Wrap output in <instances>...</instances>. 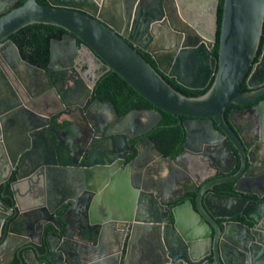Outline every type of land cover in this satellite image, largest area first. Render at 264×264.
Returning a JSON list of instances; mask_svg holds the SVG:
<instances>
[{
	"label": "water",
	"instance_id": "1",
	"mask_svg": "<svg viewBox=\"0 0 264 264\" xmlns=\"http://www.w3.org/2000/svg\"><path fill=\"white\" fill-rule=\"evenodd\" d=\"M47 2L22 0L0 15V264H10L14 256L20 264H264V202L241 197L248 191L236 184L238 195L218 202L205 193L235 176L210 181L194 199L177 193L191 182L194 169L196 175L203 172L201 160L222 166L213 154L206 157L191 147L192 122H206L200 128L205 145L218 143L227 156L232 142L241 150V139L224 126L223 114L230 104L245 105L264 95V87L241 91L244 82L259 86L264 80V49L257 57L264 0H223L219 36V0ZM35 23L64 31L61 40L49 42L48 70L73 68L80 41L154 109H134L120 118L111 104L97 99L95 117L90 107L83 108L84 100L59 97L66 110H50L47 95L56 96V90H29L36 71L50 84L48 73L27 63L29 70L14 68L25 63L10 37ZM141 51L150 54L155 67ZM164 75L189 89H204L213 81L203 94L186 96ZM74 91L60 93L69 97ZM259 110L264 111V102ZM162 112L186 117L183 150L166 157L145 138L136 146V158L124 164L129 141L156 125ZM107 114L114 121H107ZM65 118L72 141L61 162L46 137L59 138L64 132L56 120ZM214 123L230 140L222 138L221 145L210 140L206 131L213 133ZM96 139L104 142L105 161L94 151L85 153V143ZM240 163L241 169L247 166L243 153ZM69 171L76 183L70 190L64 188ZM258 189L262 193L254 194L263 196L264 186ZM47 224L55 231L44 235ZM15 225L19 231L11 229Z\"/></svg>",
	"mask_w": 264,
	"mask_h": 264
},
{
	"label": "flooded vegetation",
	"instance_id": "2",
	"mask_svg": "<svg viewBox=\"0 0 264 264\" xmlns=\"http://www.w3.org/2000/svg\"><path fill=\"white\" fill-rule=\"evenodd\" d=\"M19 0H6V3H1L0 5V15H2L4 12L3 10L5 8L11 9L14 8L16 3ZM22 1V0H21ZM47 4V0H44ZM22 4V3H21ZM20 4V5H21ZM64 34V31H60L56 33V35L51 36L48 41V52H49V42L51 39L55 40H61L62 36ZM264 35V34H263ZM262 35V36H263ZM12 40V39H11ZM14 43V42H13ZM16 46V44L14 43ZM19 57L23 64H14L15 69H19L22 72L27 69L26 63L29 64L32 67L38 68L40 70H44V72L48 73V79L50 81V84L46 80L43 79L42 74L39 71H36L35 79L33 84V87L29 90H56V96H53L52 93H48L47 98L48 101L52 104V108L50 110H56L57 113L61 112L62 110H66V107H63L61 105V102L59 101V97H62L65 101H83L85 102L83 108L86 109L90 107L92 109V114L95 117H98L100 114V110L98 107L95 106L94 102L95 100L99 99L102 102L109 103L114 108L113 104L110 100H103L101 98L94 97V85L97 81V79L108 69L104 65V63L95 57L93 54L89 52L88 49L85 48V46L78 41V54L74 59L73 68H67V69H57V70H48L47 65L46 67H41L40 65H37L35 63H31L29 60H27L23 53L18 49L16 46ZM264 49V37L263 41H261L259 46V52L258 56H261ZM38 56H35V61L37 60ZM49 61V57H48ZM257 63V59L254 60V64L248 73V76L253 72L254 66ZM8 64V63H7ZM8 67L10 68L9 64ZM4 71V69L2 70ZM245 86V89L241 87V91L248 92L253 90H259L264 87V80L263 83L259 86H248L246 82L242 84V86ZM63 90H75L74 94L66 97L62 92ZM91 90V91H89ZM116 98H113L115 101V104L119 111L115 110L116 114L122 118L124 117L129 111L139 108H132L128 110L124 114H120L121 110L127 106V104H138V98L131 95L127 90H116L115 92ZM89 95V96H88ZM88 96V97H87ZM264 102V95L259 96L254 101L245 104V105H234L230 104L224 111L223 114V123L224 126L233 134V136L238 137L241 139V150H239L236 146H233L234 143L232 142L230 145V150H228V156L225 153V148H216L218 143L215 145H205L203 141L202 132L200 131V128H203L206 126L205 121L196 120L192 122L189 127L191 130V135H193L194 139H191V147L195 149V152L205 154L207 155L213 154L222 164V166L216 167V163L212 161V166L208 164L207 161L201 160L199 168L203 169V172L201 174L195 173V169L193 170V173L196 175L191 174L189 177V184H186V189L177 188V193L184 194V199L192 198L196 196V194L199 192V190L206 184H208L210 181L213 180H219L227 177H233L235 176L234 181H228L223 183L215 184L212 191L207 190L205 193H209L212 200L215 202H218L222 198H227L228 196H236L238 195L237 192L233 190L234 184L237 186L242 187L245 191H248L247 194H241V197H245L249 200H258L261 202H264V195L261 197H257L254 192L262 193V191H259L258 187L263 188L264 186V111L259 110V105ZM149 109V108H144ZM140 110V109H139ZM106 114V113H104ZM78 115V114H76ZM63 117V115L61 116ZM106 120L110 123L114 121L116 118L114 115L107 114ZM69 119V118H68ZM68 119L65 118L64 121L68 122ZM163 119V117L161 118ZM160 119V121H161ZM186 120V117H180L178 118L177 122L163 125L160 123V121L154 125L148 132L142 135H137L133 137L129 143H128V152L126 155V158L124 160V164L130 163L133 159L137 156V149L136 146H141L142 141L145 138H150L155 147L161 151L164 156L166 157H175L178 155L182 150V145L187 141V133L184 129L183 122ZM62 121L61 123H63ZM69 123L67 125L63 126L62 128L57 127V120H56V128L58 130H62L64 133L59 135V138L54 137L53 135H47L46 139L48 140L50 148L56 152L57 158L63 162L66 155L70 152V141H72V134L71 129L69 128ZM199 128V129H197ZM208 134L210 140L212 141H218L220 142V145L223 142L222 138H227L230 140L228 134L226 131L217 123H214V130L213 133H208V130L206 131ZM48 134V133H47ZM89 131L85 129V135L88 139H91L89 136ZM179 137L182 139L180 143L181 150L178 152L175 156H172L170 154H165V152L175 148L176 140L179 139ZM81 138V136L77 137ZM168 138V139H167ZM83 146V145H82ZM65 148L69 149V152L67 154H64L61 152V150H64ZM61 149V150H60ZM85 153H90L91 151H94V153L97 156L98 159L102 158V160H106V156H104L100 150H106V147L104 145V142L96 139V140H89V142L85 143ZM241 151V152H240ZM232 153H234L232 155ZM244 154L245 158H247V166L244 169H241V155ZM111 160L114 159L113 155L108 156ZM121 157H117L119 159ZM146 158V157H145ZM116 159V160H117ZM157 159V160H155ZM114 160L113 162H115ZM154 164L158 165L156 161H158V158L154 157L152 160ZM110 162H107L105 164H109ZM144 161L140 163L143 164ZM111 164V163H110ZM123 164V165H124ZM148 164V162H147ZM121 164V167H123ZM251 168L248 169V167ZM201 166V167H200ZM253 167V168H252ZM139 169H142L138 165ZM252 170V171H251ZM253 172V173H252ZM194 181V182H193ZM184 183V182H183ZM194 189V190H193ZM193 190V191H192ZM4 191L3 188H0V192ZM74 221V220H73ZM74 227L76 229L78 225L76 222H74ZM80 232V231H78ZM8 252V251H7ZM8 253H4L1 256V259H8ZM15 261H19L17 256H14L11 258L10 264H15ZM20 264V263H18Z\"/></svg>",
	"mask_w": 264,
	"mask_h": 264
},
{
	"label": "trees",
	"instance_id": "3",
	"mask_svg": "<svg viewBox=\"0 0 264 264\" xmlns=\"http://www.w3.org/2000/svg\"><path fill=\"white\" fill-rule=\"evenodd\" d=\"M38 3L42 5H46L47 3L44 0H37ZM22 3L21 0H19L14 7L19 6ZM222 6H223V0H219V8H218V24H217V35L219 36V30H220V21L222 16ZM62 31L60 27L49 25V24H42V23H35L28 25L26 27H23L22 29L18 30L14 34L11 35L10 39L16 44L18 49L23 53V56L29 60L31 63H35L37 65H40L41 67H46L49 57L48 52V41L51 36L56 35V33ZM263 34H264V24H263ZM263 37L261 41H263ZM217 50H218V39L214 44V48L212 49V56L217 57ZM259 52V51H258ZM142 56L150 62L154 67L155 63L153 59L151 58L150 54L147 52L141 51ZM35 56H38L37 60L35 61ZM164 79L178 92L186 95V96H198L203 94L207 88L210 86V84L213 81V78L210 80L208 86L204 89H189L186 87L181 86L178 84L174 78H169L167 76H163ZM243 89H245V86H242ZM94 97L101 98L103 100H110L111 103L114 106V109L119 111L115 101L113 98H116V90H127L131 95L138 98V104H127L125 108H123L120 112V114L126 113L128 110L132 108H149L154 109V107L145 100L142 96H140L137 92H135L118 74L111 70H107L104 72L96 81L94 85ZM163 119H161L160 123L163 125H168L174 122L178 121V117H175L167 112H162ZM184 116H181V118ZM67 121H64L63 123L59 122L57 124L58 128H62L63 126L67 125ZM168 139V138H167ZM181 138L179 137L178 140H176L175 148L165 152V154H170L172 156H175L178 152L181 150L180 144ZM61 150V149H60ZM62 153L67 154L69 152L68 148H65L64 150H61ZM64 209H60L58 211V220L60 221V217L62 215V212ZM14 218H11L10 221H12ZM14 231H19L20 226H13L11 228ZM5 230V229H4ZM50 230H54V227L52 225L46 226L44 230V235ZM55 231V230H54ZM38 248L43 251L42 246H38ZM19 261H15V264H18ZM25 264V263H24Z\"/></svg>",
	"mask_w": 264,
	"mask_h": 264
},
{
	"label": "crops",
	"instance_id": "4",
	"mask_svg": "<svg viewBox=\"0 0 264 264\" xmlns=\"http://www.w3.org/2000/svg\"><path fill=\"white\" fill-rule=\"evenodd\" d=\"M64 181H65V186L64 188L70 190L73 189L75 187V178L73 175L72 171H69L65 176H64ZM63 185V182H62ZM51 225V224H47L46 226Z\"/></svg>",
	"mask_w": 264,
	"mask_h": 264
}]
</instances>
